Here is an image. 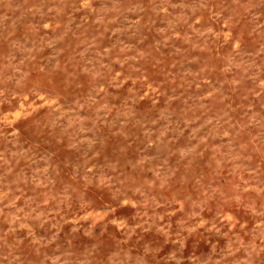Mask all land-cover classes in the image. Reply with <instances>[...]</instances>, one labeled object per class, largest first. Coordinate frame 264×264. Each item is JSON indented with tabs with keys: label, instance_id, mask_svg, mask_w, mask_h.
<instances>
[{
	"label": "rangeland",
	"instance_id": "obj_1",
	"mask_svg": "<svg viewBox=\"0 0 264 264\" xmlns=\"http://www.w3.org/2000/svg\"><path fill=\"white\" fill-rule=\"evenodd\" d=\"M0 264H264V0H0Z\"/></svg>",
	"mask_w": 264,
	"mask_h": 264
}]
</instances>
